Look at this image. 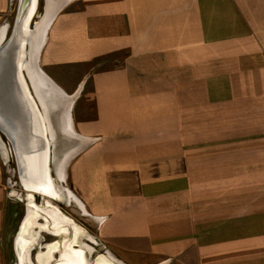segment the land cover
I'll return each instance as SVG.
<instances>
[{
  "label": "crops",
  "instance_id": "crops-1",
  "mask_svg": "<svg viewBox=\"0 0 264 264\" xmlns=\"http://www.w3.org/2000/svg\"><path fill=\"white\" fill-rule=\"evenodd\" d=\"M42 3L27 73L67 122L75 150L54 174L93 219L102 264H264V0ZM6 160L2 148L0 214ZM27 205L22 238L38 254L61 250L42 233L61 235L88 263L92 246L73 247L84 229L56 206L53 229L37 212L49 199Z\"/></svg>",
  "mask_w": 264,
  "mask_h": 264
},
{
  "label": "water",
  "instance_id": "water-1",
  "mask_svg": "<svg viewBox=\"0 0 264 264\" xmlns=\"http://www.w3.org/2000/svg\"><path fill=\"white\" fill-rule=\"evenodd\" d=\"M29 2L30 0H20V5L24 3L27 6ZM22 13L23 9L19 8L10 34L0 41V133L6 138L9 150L13 153L20 185L29 191L25 184L27 180L38 184L41 176L39 173V181L35 174L29 179L28 154L35 150L39 154L40 148L42 153L47 139L43 120L39 116L43 111L40 101L32 89L26 70L21 65L23 59L27 58L22 44V38L27 34L23 33L24 25L18 19ZM51 144L52 147L56 144L52 138ZM2 148H5L8 154V148L1 146L0 149Z\"/></svg>",
  "mask_w": 264,
  "mask_h": 264
},
{
  "label": "rangeland",
  "instance_id": "rangeland-1",
  "mask_svg": "<svg viewBox=\"0 0 264 264\" xmlns=\"http://www.w3.org/2000/svg\"><path fill=\"white\" fill-rule=\"evenodd\" d=\"M37 4L38 5L36 8V13L32 17L31 26H33V23L39 20V18L43 14L44 8L42 0H38ZM19 5L20 0H12L9 12L5 17L6 21H8V33L6 37L10 34L12 30V27L18 14ZM1 146H6L8 148V160H6V163L4 164L5 166L3 171V179L5 182L4 188L6 189L9 196L7 197L6 203L4 204L3 213L0 214V225L2 227V229L0 230V264H17L19 261L16 249V244L19 240L18 232L21 222L27 212L28 200H32L38 205H44L46 199L50 200L51 198H49L48 196H43L39 193L26 191L21 187L13 153L11 152V150H9V144L6 138L3 134L0 133V147ZM52 164V162L49 164L50 174L53 177L54 183L58 184L56 182V175L54 174L55 170ZM63 185L65 184L63 183ZM29 195H31V198H29ZM50 201L52 208L53 206L58 207L61 213L74 220L75 225L79 226L82 230H85L84 233H80L79 241H74L75 245L73 247L77 249L82 247V244H84L85 246H92L93 251H91L88 255V264H101V255L111 256L109 253L106 252V249L96 238L95 224L93 219H91L89 216H85L80 211L79 207L75 204V202H67L64 197H58L55 199H51ZM86 233L90 234L93 237V240L88 239L85 235ZM42 236V241L40 240L42 245L47 243L50 244L55 241L62 243L63 240L61 235L53 236L48 233H42ZM72 236L73 231L70 228L67 232L66 239L69 240L72 238ZM38 251V246H34L30 250L31 262H29V264H42V262L38 261L36 258V254L38 253ZM54 256L55 260H53L49 264H54V261L55 263L58 262L57 260L59 258V252L56 253Z\"/></svg>",
  "mask_w": 264,
  "mask_h": 264
},
{
  "label": "bare ground",
  "instance_id": "bare-ground-1",
  "mask_svg": "<svg viewBox=\"0 0 264 264\" xmlns=\"http://www.w3.org/2000/svg\"><path fill=\"white\" fill-rule=\"evenodd\" d=\"M36 2H37V0H30V2L28 3L27 6L24 5V3H22V5H20L21 7L19 6L20 9H23V13H22V15H20L18 17V19H20V22H22L23 25H24L23 33L27 34L26 37L24 36L22 38V44L25 47L24 53H25V55H27V58L23 59V62L21 64L23 66V69L26 70V73H27L29 45H30V41H32L31 37L33 36L32 35L33 34V28L31 26V22H32V17L36 13V8H37V3ZM52 4H51V6H53ZM45 20L47 21V19H45ZM46 21H44V22H46ZM37 25H36V27H37ZM45 27H47V26H45ZM42 34H43V32H42ZM33 47H34V45H33ZM33 58H36V57H33ZM35 61H37V60L35 59ZM46 88L47 87H45V90H46ZM55 88H56V86H55ZM58 91H59V89H58ZM64 96H66V95H64ZM42 103L45 104L44 102H42ZM41 107H42L43 111H41L39 113V116H41V119L43 120V123H44L43 126L45 128L44 131L46 132V139H47L46 140V145H45L42 153L40 152L42 150V148H40L39 149V154L37 153L36 150H35V152L31 151L28 154L29 155V167H28V170H27L28 175L30 174L29 175V177H30L29 179H31V176H34V174H35V176L37 177L38 181L40 179V176H41V180L38 182V184L34 183V181L27 180V183H25V184H26V187L30 189L29 192L39 193V194H42L43 196H48L51 199H55V198L63 197V196H62V192L60 191V188H59L58 184L54 183L53 178H52V176L49 173V164L52 162L53 165H54L55 172H58L61 167H64L63 165L66 163V161L68 160L69 156H71V154L75 150V147H74L75 145H74V142H73V140L71 138L70 130L67 128L68 127L67 122L61 120L60 118L56 119L54 117V115L51 114V112H50L51 110H49V108H45L42 104H41ZM65 108H67V107H65ZM66 113H67V111H66ZM60 115H61V113H60ZM58 117H61V116L58 115ZM51 138L54 139V142L56 143L55 145H53V147L51 146L52 145L51 144ZM37 158H38V160H37ZM38 165H40V167L37 168ZM39 173H40V176H39ZM41 212L43 214H45L49 219H52V218L56 217L57 220H59V217H60L59 212L54 207L52 208V206L42 208ZM34 216H35V214H34ZM63 217H65V216H63ZM25 224H26V219H24L22 225L20 226V229H19V232H18L19 240L17 241V245H16L19 263H22L23 257L25 255H27V254L29 255V252H30L32 246L35 245V243L33 241L24 240L22 238V234L24 233ZM62 224H66V221L62 222ZM27 228H29V227H27ZM106 259H107V257H106ZM101 260H102V256H100V262H101ZM101 264H102V262H101ZM109 264H113V263H109Z\"/></svg>",
  "mask_w": 264,
  "mask_h": 264
},
{
  "label": "flooded vegetation",
  "instance_id": "flooded-vegetation-1",
  "mask_svg": "<svg viewBox=\"0 0 264 264\" xmlns=\"http://www.w3.org/2000/svg\"><path fill=\"white\" fill-rule=\"evenodd\" d=\"M41 211H42V209L40 208V210H38L37 212L39 214H41V215H45ZM52 219L49 220L50 221V226L52 225V228L55 229L56 227H58V222L60 221V217H59V220H57L56 217H54ZM62 239H64V238H62ZM39 240H41V239H39ZM72 241H73V239H72ZM66 242L67 241H65V239H64V240H62V243H59V245L61 247V250L59 252V258L57 260L58 262L55 263V261H54V264H88L86 262H82L80 257H76V258L72 257V255L67 251V249L69 248V244L66 243ZM44 249H45V246H44ZM78 251L80 252V250H76L77 253H78ZM25 256L22 259V263H19V261H18V264H23L24 263V259L26 258ZM36 258H37L38 261L43 262L45 264H49L53 260H55L54 258H48L47 256L45 257L44 254L43 255H40L38 253L36 254ZM46 258H48L47 260H49L48 263L46 261H44Z\"/></svg>",
  "mask_w": 264,
  "mask_h": 264
}]
</instances>
